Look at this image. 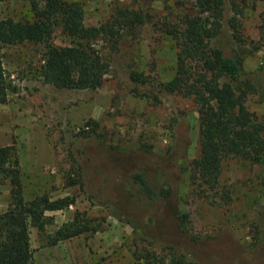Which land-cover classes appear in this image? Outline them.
Returning <instances> with one entry per match:
<instances>
[{"label": "rangeland", "instance_id": "rangeland-1", "mask_svg": "<svg viewBox=\"0 0 264 264\" xmlns=\"http://www.w3.org/2000/svg\"><path fill=\"white\" fill-rule=\"evenodd\" d=\"M29 1L0 0V18L29 17ZM77 1L85 25L107 24L118 9L139 18L119 30L115 45L97 43L108 61L98 88H55L37 76L46 44L69 43L58 26L45 42L2 49L9 90L0 103V146L17 159L23 196L73 199L46 210L41 230L29 226L30 264H264V162L226 157L208 190L193 166L196 104L160 85L175 74L192 11L175 0ZM218 41L240 54L244 105L264 119V0L238 13L225 5ZM187 61L192 78L203 73L199 61ZM9 189L0 175V212ZM67 225L80 231L52 242Z\"/></svg>", "mask_w": 264, "mask_h": 264}, {"label": "trees", "instance_id": "trees-1", "mask_svg": "<svg viewBox=\"0 0 264 264\" xmlns=\"http://www.w3.org/2000/svg\"><path fill=\"white\" fill-rule=\"evenodd\" d=\"M253 1L175 0L192 13L185 14V26L180 31L175 74L160 85L164 91L190 95L196 104L198 156L193 166L208 190L216 185L221 162L226 157L264 162V119L253 117L244 105L249 83L239 80L242 58L237 50L228 51L226 44L218 41L225 5L238 13L244 4ZM29 9L32 12L29 17L0 18V103L9 90L2 59L4 46L45 42L52 28L58 26L69 43L46 44L37 76L55 88L94 90L108 69V61L100 54L97 43L110 40L115 45L119 30L139 19L137 14L118 9L107 24L85 25L82 6L77 0H30ZM189 58L196 59L201 66L203 73L197 78L191 77L186 64ZM131 77L135 81L139 79L138 74ZM0 175L10 186L7 206L0 212V264H30L29 226L41 230L48 219L46 210L63 209L73 199L49 198L44 193L25 198L17 159L8 145L0 146ZM133 178L142 190L150 191L139 174ZM71 227L57 229L52 242L80 231ZM170 264L198 263L175 260Z\"/></svg>", "mask_w": 264, "mask_h": 264}]
</instances>
